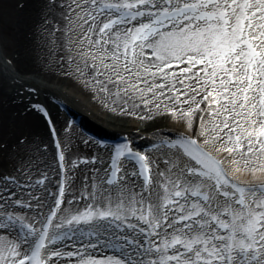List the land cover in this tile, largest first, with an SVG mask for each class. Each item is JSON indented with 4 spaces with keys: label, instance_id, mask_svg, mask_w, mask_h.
I'll return each mask as SVG.
<instances>
[{
    "label": "snow or ice",
    "instance_id": "1",
    "mask_svg": "<svg viewBox=\"0 0 264 264\" xmlns=\"http://www.w3.org/2000/svg\"><path fill=\"white\" fill-rule=\"evenodd\" d=\"M57 6L74 74L118 111L154 109L183 130L151 144L162 157L130 139L108 168L85 157L100 167L79 188L62 146L56 191L31 161L0 175V264H264V0ZM122 158L136 165L123 175Z\"/></svg>",
    "mask_w": 264,
    "mask_h": 264
},
{
    "label": "bare ground",
    "instance_id": "2",
    "mask_svg": "<svg viewBox=\"0 0 264 264\" xmlns=\"http://www.w3.org/2000/svg\"><path fill=\"white\" fill-rule=\"evenodd\" d=\"M15 1H10L11 7L7 12L10 40L3 42L14 65L10 69L0 59V175L14 174L19 166L29 161L34 165L33 172L48 168L55 151L52 145L47 149L43 147L51 144L53 139L44 117L34 107L29 109L31 103L28 101L37 96L50 105L51 117L57 126H61L62 121L67 124L68 118L62 119L54 98L65 101L91 124L108 132L129 134L133 140L152 141L183 130L182 123L171 114L157 115L154 109L147 115L144 107L137 115L131 114L136 109L127 110V114L118 111L91 86L87 76L74 74L73 64L67 59L66 9L57 6L73 0ZM78 25L79 21H74L71 33L74 45L80 43L82 29ZM56 27L61 29L59 33L55 32ZM25 86L29 88L25 89ZM75 131L82 135L76 127ZM74 132L63 134L61 138L67 158L87 157L91 161V154L104 155V167L108 168L105 151L82 145L85 138H78ZM152 155L157 156V153L152 152ZM99 167L98 163H89L76 168L73 187L79 188L86 177L95 175L94 170ZM100 178L104 179L103 175ZM129 179L135 180L133 177ZM135 182L137 185L142 183L141 180ZM28 215L32 217L33 213L28 212Z\"/></svg>",
    "mask_w": 264,
    "mask_h": 264
},
{
    "label": "rangeland",
    "instance_id": "3",
    "mask_svg": "<svg viewBox=\"0 0 264 264\" xmlns=\"http://www.w3.org/2000/svg\"><path fill=\"white\" fill-rule=\"evenodd\" d=\"M13 1L16 3L15 0H0V53L3 58H8V47L4 45V40L9 41L10 36H9V29L7 27V12L9 8L11 7V2ZM19 1H17V5ZM10 60V59H9Z\"/></svg>",
    "mask_w": 264,
    "mask_h": 264
}]
</instances>
